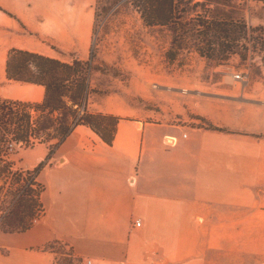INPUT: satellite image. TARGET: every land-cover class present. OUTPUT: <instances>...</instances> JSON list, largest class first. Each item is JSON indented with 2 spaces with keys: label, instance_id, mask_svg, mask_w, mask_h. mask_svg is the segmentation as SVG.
<instances>
[{
  "label": "crops",
  "instance_id": "0c3cea01",
  "mask_svg": "<svg viewBox=\"0 0 264 264\" xmlns=\"http://www.w3.org/2000/svg\"><path fill=\"white\" fill-rule=\"evenodd\" d=\"M93 3L0 0V99L44 96L41 85L7 77L11 49L84 59ZM207 97L229 100L213 116L194 103L222 131L122 116L107 145L75 126L36 176L43 215L22 231L0 227V264H62L58 255L95 264H264V102ZM47 152L36 143L4 160L24 169Z\"/></svg>",
  "mask_w": 264,
  "mask_h": 264
},
{
  "label": "rangeland",
  "instance_id": "374dc122",
  "mask_svg": "<svg viewBox=\"0 0 264 264\" xmlns=\"http://www.w3.org/2000/svg\"><path fill=\"white\" fill-rule=\"evenodd\" d=\"M146 2L94 0L91 32L84 59H80L87 62L83 111L113 115L119 119L125 116L134 121L207 126L212 124L197 110L213 116V112H217L216 104L229 100L173 88L264 102V0H177L178 12L185 9L182 22L186 26L183 29L173 23L153 25L155 21L150 17ZM177 13L174 11V15ZM200 19L245 22V32L236 41L219 39L227 45L228 59L225 61H220L223 57L216 54L210 56L221 49L213 30L207 33L209 42L201 41L205 26L198 25ZM174 28L181 41L179 54L175 60L169 61L164 54L170 46ZM200 51L206 54L201 57L197 53ZM234 73H243L244 81H236ZM197 102L201 105L196 110L194 103ZM81 107L78 113L83 112H80ZM95 109L102 111H92ZM32 115L36 117L35 113ZM47 133L49 135H42L43 140L39 143L47 144L49 148L57 142L58 135L53 128ZM27 145H15L8 152L5 144H1L0 159L13 157L19 148L33 146ZM35 166L8 168L0 163L3 216L21 210L28 213L30 204H33V214L37 212L34 195L31 199L27 197L31 191L39 189L37 180L29 185ZM20 199L24 201L20 202ZM30 219L25 216V224H29ZM5 221L9 220L4 218L2 223ZM50 246L63 252L57 243ZM57 257L61 263L81 264L65 255Z\"/></svg>",
  "mask_w": 264,
  "mask_h": 264
},
{
  "label": "trees",
  "instance_id": "16d2710c",
  "mask_svg": "<svg viewBox=\"0 0 264 264\" xmlns=\"http://www.w3.org/2000/svg\"><path fill=\"white\" fill-rule=\"evenodd\" d=\"M146 3L149 7L151 19L155 21L153 25L173 23L180 25L181 29L186 26L182 22V14L185 12V9L181 10L182 12H178L176 8L177 0H147ZM174 11L175 13L178 12L177 16L174 15ZM198 23V25L205 26V31L201 33L202 42H209V39H207L209 30L215 32L213 36L215 35V38L218 39L221 49L217 53H211L210 56L216 54L219 57H223L220 61H225L228 59V56L227 45H224L223 41L220 42L219 39L236 41L241 37L240 34L245 32L246 28L245 22L235 20L227 23L224 21L207 22L200 19ZM175 33L176 28L172 30L170 46L164 54L165 58L169 61L175 60L179 54L178 47L181 37ZM197 53L201 57L206 54L201 51ZM86 66L87 62L78 59H73L70 63H66L41 54L11 49L6 60L5 71L7 77L17 81L41 85L44 88V96L40 103L0 99V145H6L8 142L19 146L33 145L41 142L43 140L42 135L48 136V129L53 128L58 138L57 142L48 148L45 159H50L56 146L79 124L89 126L104 143L110 145L119 118L113 115L85 112L83 109L82 113H78V110L84 103L83 98L87 89ZM33 113H35L36 117L32 115ZM53 125L56 126L53 127ZM207 127L222 131V129L212 125H207ZM1 161H4L3 165L10 168L9 162H6L2 158L0 159ZM43 164V160L38 161L32 170L34 171L32 174L33 179L30 180L29 185H33V182H35L34 178ZM37 186H39V189L34 191L35 193L31 191L30 194H27V197L31 199V195H34V199L37 201V211H39L42 207L39 202L42 186L39 183ZM22 201L24 200L20 199V202ZM27 208L29 209L28 213L21 210V212H10L7 217L6 215L2 216L0 227L9 232L26 229L28 224H25L24 217H33L36 214V212L33 214V204H30ZM4 218H7L9 221L2 223ZM62 264L71 263L68 261V263Z\"/></svg>",
  "mask_w": 264,
  "mask_h": 264
},
{
  "label": "built area",
  "instance_id": "2783aa9c",
  "mask_svg": "<svg viewBox=\"0 0 264 264\" xmlns=\"http://www.w3.org/2000/svg\"><path fill=\"white\" fill-rule=\"evenodd\" d=\"M244 77H245V75L243 74V73H234L233 74V78L236 80V81H239V82H243L244 81ZM82 107H81V110H80V112H82ZM183 135H185V134H183ZM15 146V144L14 143H12V142H8L6 145H5V150L6 151H12L13 150V147ZM43 160V162H44V164L43 165H45L47 162H48V160L49 159H42ZM37 165V164H36ZM35 181H36V176H35ZM43 215V207H41V209L39 210V211H37L36 212V214L30 219V223L32 224V223H36L39 219H40V217ZM134 225L135 226H139L140 225V221L138 220V219H136L135 221H134ZM81 264H95V261L93 260V259H91V258H85V259H83L81 262H80Z\"/></svg>",
  "mask_w": 264,
  "mask_h": 264
},
{
  "label": "water",
  "instance_id": "95a60500",
  "mask_svg": "<svg viewBox=\"0 0 264 264\" xmlns=\"http://www.w3.org/2000/svg\"><path fill=\"white\" fill-rule=\"evenodd\" d=\"M175 90L181 91V92H190V93H196V94H201V95H206V96H215V97H226L228 98V96H223V95H217V94H212V93H203V92H199V91H188L185 89H177V88H173ZM255 102H259V101H255Z\"/></svg>",
  "mask_w": 264,
  "mask_h": 264
}]
</instances>
